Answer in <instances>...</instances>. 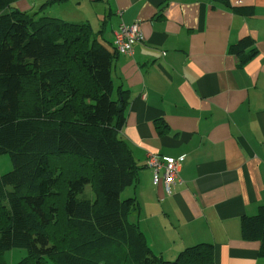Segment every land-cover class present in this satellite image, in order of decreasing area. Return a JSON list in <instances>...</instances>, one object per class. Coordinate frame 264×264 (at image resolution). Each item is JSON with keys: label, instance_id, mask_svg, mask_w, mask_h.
Segmentation results:
<instances>
[{"label": "crops", "instance_id": "0c3cea01", "mask_svg": "<svg viewBox=\"0 0 264 264\" xmlns=\"http://www.w3.org/2000/svg\"><path fill=\"white\" fill-rule=\"evenodd\" d=\"M47 1L14 5L34 12ZM227 2L54 0L44 13L94 30L105 21V46L119 23L141 29L131 54H115L111 76L114 97L118 87L128 93L120 136L141 168L128 186L140 206L131 220L152 251L171 257L207 242L216 264H264L260 242L240 233V218L264 207V0ZM244 38L252 44L232 53ZM148 152L183 156L170 193L162 172L153 183Z\"/></svg>", "mask_w": 264, "mask_h": 264}, {"label": "trees", "instance_id": "16d2710c", "mask_svg": "<svg viewBox=\"0 0 264 264\" xmlns=\"http://www.w3.org/2000/svg\"><path fill=\"white\" fill-rule=\"evenodd\" d=\"M16 1L0 0V154L12 162L0 174V264L14 248L26 252L13 264H216L207 242L164 259L129 218L139 203L120 194L141 168L120 136L128 93L118 87L114 97L118 52L99 41L104 25L45 14L54 0L34 12ZM240 233L264 257V207L240 218Z\"/></svg>", "mask_w": 264, "mask_h": 264}, {"label": "built area", "instance_id": "2783aa9c", "mask_svg": "<svg viewBox=\"0 0 264 264\" xmlns=\"http://www.w3.org/2000/svg\"><path fill=\"white\" fill-rule=\"evenodd\" d=\"M142 38L138 23H119L112 45L118 53L131 54L133 44ZM182 159L183 156L175 158L151 152L146 153L145 165L153 171V183L157 184L160 181L159 174L162 172L161 182L164 190L166 193H170L172 188L180 182L179 170Z\"/></svg>", "mask_w": 264, "mask_h": 264}, {"label": "rangeland", "instance_id": "374dc122", "mask_svg": "<svg viewBox=\"0 0 264 264\" xmlns=\"http://www.w3.org/2000/svg\"><path fill=\"white\" fill-rule=\"evenodd\" d=\"M101 19H103V17ZM102 23L104 24V27H105V21L102 22ZM51 160H53V157L51 158ZM11 168H12V162H11V159H10V155L8 153H2V154H0V174L9 171ZM88 186L85 187L83 193H85L86 191L88 193H90V190H89ZM83 193H80L78 195V198H81V194H83ZM129 196H133L132 195V188H129V187L127 189H124L121 192V194H120V198L121 199H125V198H127ZM132 217H133V215H130L129 216L130 219H132ZM179 251H180V249L174 255H172L171 257H163V258H169V259H166V260H174L176 258L177 253ZM25 252L26 251L24 249L14 248V249L5 251L4 252V258H5V260H6V262L8 264H13L17 260H19L22 256H24L25 255ZM166 254H164V256H167Z\"/></svg>", "mask_w": 264, "mask_h": 264}]
</instances>
